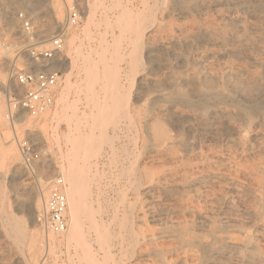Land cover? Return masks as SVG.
<instances>
[{
  "label": "rangeland",
  "instance_id": "rangeland-1",
  "mask_svg": "<svg viewBox=\"0 0 264 264\" xmlns=\"http://www.w3.org/2000/svg\"><path fill=\"white\" fill-rule=\"evenodd\" d=\"M63 1L0 0V207L6 206L0 208V264H25L31 231L40 237L38 264L45 254L52 264H264V0H71L52 28V7ZM74 7L81 24L66 32L64 58L52 66L64 73L55 106L11 122L7 95L19 90L13 65L23 66L30 45L45 48ZM125 7L149 26L143 50L134 44L136 35L123 29L130 21L123 16ZM20 14L37 29L32 40L22 32ZM135 48L145 65L131 88L135 70L128 54ZM104 62L119 72L117 96L131 88L128 101L120 98L122 105L114 95L111 99L115 91L105 80ZM94 66L96 81L90 74ZM62 91L67 101L59 98ZM211 91L220 98L205 110L188 102ZM108 107L117 125L97 127L95 115ZM151 119L165 124V136L153 133ZM92 132L96 139L102 132L110 139L89 182L93 218L103 222L106 239L98 240L97 228L84 215V245L70 244L62 234L48 248L44 239L52 233L38 220L48 193L43 197L40 187L69 169L72 139ZM23 139L40 153L32 166L23 163ZM3 212L24 224V241L6 232Z\"/></svg>",
  "mask_w": 264,
  "mask_h": 264
},
{
  "label": "bare ground",
  "instance_id": "bare-ground-1",
  "mask_svg": "<svg viewBox=\"0 0 264 264\" xmlns=\"http://www.w3.org/2000/svg\"><path fill=\"white\" fill-rule=\"evenodd\" d=\"M69 1H71V0H64L61 4H56V5H54V7H52V14H53V17H54V24H52V28H54L55 26H57V25H59V21L61 20V18L63 17V14H64V12H65V6L66 7H69ZM167 1V0H166ZM218 1V0H217ZM254 1H256L257 2V0H254ZM255 3V2H254ZM264 3V2H263ZM89 4V3H88ZM250 4V3H249ZM259 4V3H258ZM95 5V4H94ZM90 6V5H89ZM92 6V5H91ZM114 6V5H113ZM118 7V6H117ZM121 7V6H120ZM250 7V6H249ZM97 8V7H96ZM102 8V7H101ZM113 8H115V7H113ZM123 8V7H122ZM126 8V7H125ZM124 8V9H125ZM258 8V7H257ZM88 9H90V8H88ZM92 9V8H91ZM105 9V8H104ZM143 11V10H142ZM142 11H141V13H142ZM147 12V11H146ZM86 13V12H85ZM140 13V12H139ZM140 13V14H141ZM158 13V11L157 12H155V14L153 13V15H155L154 17H157L156 16V14ZM165 13V12H164ZM91 14H92V11H91ZM123 14V13H122ZM152 14V13H151ZM87 15V18H89V13L88 14H86ZM133 15H135V14H133ZM131 13H129L128 12V10H127V8H126V10H125V12H124V17L126 16V17H128L129 18V23H127V26L126 27H123V29H125L126 31H130V32H133L135 35H136V37H135V40H134V44L136 45V48L137 49H139V50H143V48H144V45H145V40H146V33L149 31V26H148V28H146L144 25H145V20H144V17L143 16H137V15H135V16H133ZM143 15V14H142ZM147 15V14H146ZM152 15V16H153ZM68 17V16H67ZM125 17V18H126ZM147 17V16H146ZM150 18V17H149ZM149 18H148V20H149ZM153 18V17H152ZM90 19H91V17H90ZM124 20V19H123ZM155 20V19H154ZM153 20V21H154ZM121 21H122V18H121ZM125 21H126V19H125ZM147 21V20H146ZM152 21V22H153ZM117 23V22H116ZM124 23V22H123ZM64 23H62V25H63ZM89 24V23H88ZM106 24V23H105ZM117 24H119V23H117ZM121 25H122V23H121ZM125 25V24H124ZM88 26V25H87ZM50 27V26H49ZM88 29V28H87ZM89 30V29H88ZM124 30V31H125ZM44 30H42V32H43ZM105 32V31H104ZM91 33V32H90ZM91 35V34H90ZM108 36V35H107ZM113 36V35H112ZM47 37V35H44L43 36V38H46ZM74 39H75V35H72L71 36V38H70V43H73V41H74ZM240 40V39H239ZM114 43V42H113ZM119 44V42L117 41V45ZM204 45V44H203ZM206 45V44H205ZM80 47V46H79ZM133 48H134V46H133ZM136 48H135V51L133 52V53H131V54H128L129 56H130V58H131V64H132V70H135V71H133L134 72V77H133V80L131 81V88H133V86H134V84H136L135 83V79H136V77L138 76L137 74L139 73V71H138V68L140 67V65L142 66V65H145L144 64V59H143V56H142V52H140V51H136ZM91 50V49H90ZM92 51H94V50H92ZM97 52V51H96ZM111 52V51H110ZM140 52V53H139ZM116 54V53H115ZM205 54V53H204ZM203 55V54H202ZM90 56V55H89ZM120 56V55H119ZM216 57V56H215ZM69 59V58H68ZM68 59H66V64L67 63H69V61H67ZM117 59V58H116ZM119 59V58H118ZM220 59V58H219ZM105 60V59H104ZM107 60H108V58H107ZM111 60V59H110ZM218 60V59H217ZM88 61V60H87ZM90 61V60H89ZM106 61V60H105ZM210 61V60H209ZM73 62V61H72ZM97 62V61H96ZM103 62V61H102ZM107 62H109V61H107ZM105 63L104 64V77H105V80H107L108 82H109V84H111V86H112V89H114L113 91H115V93H111V97L114 95L115 96V98H118L119 100H120V102H118V103H120L121 105L123 104V103H121V99H126L127 98V101L129 100V98H130V92H131V88H130V90H128L126 93H123L125 96H123L124 98H122L121 97V94H119L118 96H117V94L119 93V91H117V90H115L118 86H119V82H120V76H119V72H118V70H117V68L115 67V65H111V64H109V63H111V62H109V63ZM114 62V61H113ZM64 63V64H65ZM57 64V63H56ZM55 64V66H57L58 67V65H56ZM90 64V63H89ZM103 64V63H102ZM114 64H115V62H114ZM117 64V63H116ZM69 65H71V62L69 63ZM72 66V65H71ZM76 66V65H75ZM91 66H92V64H91ZM71 68V67H70ZM92 68V67H91ZM97 68H96V66H94V68L91 70V72L92 73H90L91 75H93V78L92 79H95V81H96V79L98 78V75H97V70H96ZM139 69H141V68H139ZM235 69V68H234ZM90 70V69H89ZM69 71V70H68ZM71 71H72V69H71ZM70 71V72H71ZM90 72V71H89ZM89 72H88V74H89ZM234 72V71H233ZM99 73V72H98ZM68 74H69V72H68ZM67 74V75H68ZM71 74V73H70ZM70 74H69V76H70ZM140 75V74H139ZM206 76H208L207 74H206ZM205 76V77H206ZM139 77V76H138ZM13 78V77H12ZM68 79H70V78H68ZM92 79H91V76H90V78H89V80H91L92 81ZM219 78H217V80H218ZM137 80V79H136ZM15 81V80H14ZM94 81V82H95ZM227 81V80H226ZM67 83L68 82H70V81H66ZM15 83H16V81H15ZM71 83V82H70ZM219 83V82H218ZM228 83V82H227ZM201 84V83H200ZM202 85V84H201ZM66 86V85H65ZM95 86V85H94ZM110 86V85H109ZM229 86V85H228ZM14 87L16 88V89H20V86L16 83L15 85H14ZM71 88V87H70ZM254 88V87H253ZM94 89V88H93ZM249 89V88H248ZM64 90H66V89H64ZM111 90V89H110ZM120 90H121V88H120ZM220 90V89H219ZM204 91H206V90H204ZM222 91V90H221ZM68 92V91H67ZM121 92V91H120ZM209 92V91H208ZM203 93V92H202ZM201 93V94H202ZM65 94H66V96H67V93H65L64 91H62V93H61V96L59 97L61 100L62 99H64V96H65ZM68 94H70V93H68ZM95 94V93H94ZM122 94V95H123ZM132 95V94H131ZM181 95V94H180ZM209 96L207 97V96H205V97H200V98H198L197 100H189L188 102H190V103H194V105H195V103L197 104H199V106H200V108L202 109V110H205L207 107H208V105H209V102L210 101H212L213 100V103H214V101H216V100H218L220 97L218 96V94L217 93H213L212 91H211V93L210 94H208ZM219 95H221V93L219 94ZM224 96V95H223ZM129 97V98H128ZM225 97L227 98V96L225 95L224 96V99H223V97L221 98V99H223V103H226L225 101L227 100V99H225ZM93 98H94V96H93ZM114 97H112L111 99H113ZM121 98V99H120ZM179 98H181V97H179ZM217 98V99H216ZM262 98V97H261ZM66 99H67V97H66ZM66 99H64V100H66ZM95 99V98H94ZM158 99L160 100V98L158 97ZM170 99H171V97H170ZM176 99V98H175ZM174 99V100H175ZM178 99V98H177ZM176 99V100H177ZM215 99V100H214ZM232 99V98H231ZM238 99V98H237ZM259 99V98H258ZM63 100V101H64ZM98 100V99H97ZM117 100V99H116ZM165 100V99H164ZM169 100V99H168ZM225 100V101H224ZM233 100V99H232ZM231 100V101H232ZM67 101V100H66ZM124 101V100H123ZM122 101V102H123ZM153 101V100H152ZM156 101V100H155ZM158 101V100H157ZM162 101V100H161ZM166 101V100H165ZM172 101V100H171ZM219 101V100H218ZM228 101V100H227ZM234 101H235V99H234ZM167 102V101H166ZM182 104H183V102H182V100L180 101ZM221 102V101H220ZM233 102V101H232ZM239 102V101H238ZM241 102V101H240ZM239 102V103H240ZM255 102V101H254ZM65 103V102H64ZM63 103V104H64ZM150 103V102H149ZM157 103H160V101L159 102H157ZM190 103H189V105H190ZM239 103H237L238 105H237V107H238V109H240V107H239ZM255 103H257V102H255ZM261 103H262V101H261ZM96 104V103H95ZM110 104V103H109ZM129 104V103H128ZM180 104V103H179ZM191 104V105H192ZM197 104V105H198ZM229 105L228 106H230V103H228ZM236 104V103H235ZM242 104V103H241ZM130 105V104H129ZM190 105V107H192ZM216 105V104H215ZM215 105H213V107L215 106ZM226 105H227V103H226ZM232 105H234V103L232 104ZM244 105H245V103H244ZM257 105V104H256ZM96 106H97V104H96ZM95 106V107H96ZM100 106H102L103 107V105H101L100 104ZM120 106V105H119ZM155 106V105H154ZM183 106H184V104H183ZM185 106H187V104L185 105ZM241 106V105H240ZM250 105H248V107H249ZM255 106V105H254ZM259 106H260V104H259ZM111 107V106H110ZM110 107H108V109L106 108V111H105V114L104 115H99V116H97L96 117V115H95V120H96V124H97V127L99 126L100 128L102 127H106L107 125H109V124H114L115 125V123H116V118H114L113 116H111V113H112V109H113V106H112V109H110ZM118 107V104H117V106H116V109H118L117 108ZM194 107V106H193ZM198 107V106H197ZM236 107V106H235ZM242 107V106H241ZM101 108V107H100ZM130 108V107H129ZM128 108V109H129ZM245 108V107H244ZM252 108V107H251ZM253 108H255V109H257L256 107H253ZM252 108V109H253ZM4 109V105L2 104V106H1V108H0V110L2 111ZM96 109V108H95ZM98 109V108H97ZM116 109H114L115 111H116ZM216 109V108H215ZM246 109V108H245ZM262 109V108H261ZM260 109V110H261ZM119 110V109H118ZM131 110V109H130ZM151 110H153L152 108H151ZM201 110V111H202ZM264 110V109H263ZM58 111V110H57ZM200 111V112H201ZM243 111V110H242ZM247 111H248V109H247ZM48 112V111H47ZM46 112V113H47ZM56 112V111H55ZM121 112V111H120ZM149 112H151L150 110H149ZM209 112V111H208ZM254 112H255V110H254ZM257 112V111H256ZM260 112V111H259ZM259 112H258V114H259ZM99 113V112H98ZM123 113V112H122ZM126 114L128 113L129 114V111L128 112H125ZM153 113V112H152ZM248 113L249 114H252V110L251 111H248ZM264 113V112H263ZM2 114V113H1ZM4 114H5V112H4ZM45 114V113H44ZM77 114V113H76ZM84 114V113H83ZM96 114V113H95ZM114 114V113H113ZM127 114V115H128ZM201 114H202V112H201ZM43 115V114H42ZM54 115V114H53ZM115 115V114H114ZM117 115V114H116ZM148 115H150V113L148 114ZM152 115V114H151ZM27 115H25V114H23V117H21L20 119L21 120H23V118L24 117H26ZM41 116V115H40ZM131 116V115H130ZM129 115H128V117H130ZM147 116V115H146ZM145 116V117H146ZM154 116V115H153ZM202 116V115H201ZM257 116V115H256ZM5 117H6V115H5ZM116 117H118V115L116 116ZM148 117V116H147ZM248 117V116H247ZM246 117V118H247ZM81 118V117H80ZM153 118V117H152ZM255 118V117H254ZM88 119V118H87ZM137 119V118H136ZM144 119V118H143ZM248 119V118H247ZM127 120V119H126ZM132 120H133V118H132ZM131 120V121H132ZM142 121V120H141ZM117 122H118V120H117ZM96 124H95V126H96ZM141 124V123H140ZM116 125H117V123H116ZM132 125V124H131ZM141 126H142V124H141ZM150 126L152 127V131H153V133L156 135V136H165L166 134H167V127L165 126V124L161 121V120H159V119H151L150 120ZM5 127V126H4ZM94 127V126H93ZM134 127V126H133ZM99 128V129H100ZM148 128V127H147ZM4 129H2V130H0V131H3ZM148 130V129H147ZM107 132V131H106ZM144 132H146V131H144ZM147 133V132H146ZM150 133V132H149ZM102 134V138L101 139H96L95 138V135L93 134V132L92 133H88V134H86V136H83V137H79L78 138V136H81V135H78L77 137H76V139H72V143L74 144V148H73V150H72V154H70V158H72V160H71V162H70V166H69V169L68 170H62V171H64L63 173V176H65L64 178H66V182H67V189H66V194H67V197H68V202H69V216H70V226H69V229H68V231L66 232V233H64L65 234V236H64V239H66L70 244L71 243H73V242H79L80 244L82 243H85V242H87V237L84 235V233H83V226H82V224L84 223V221H83V219H82V217H84V215H86L87 217H88V219H89V221L91 222V224L92 225H94L96 228H97V230H98V232H99V234H98V240H100V242L102 241V240H104V239H106L105 238V236H106V233H107V229L105 228V226L103 225V222L101 221V219L100 220H97V219H94L93 218V214H92V212H93V201H91V199H92V188H91V185L89 184V182H90V180H91V178H92V176H97V174H98V172L96 171V173H93L94 171L92 170V167L93 166H95L96 165V167H98L99 166V163H98V160H99V158L102 156V154H103V152H102V150H104V148H103V144L105 143V142H107L108 140L110 141V139L108 138V136H107V134L106 133H101ZM84 135V134H83ZM145 135V134H144ZM153 135V134H152ZM148 136V135H147ZM151 136V135H150ZM154 136V135H153ZM152 136V137H153ZM110 137V136H109ZM155 137V136H154ZM111 138V137H110ZM150 138V137H149ZM138 139H139V137H138ZM151 140H153L152 138H151ZM139 141V140H138ZM154 141V140H153ZM108 143V142H107ZM149 146V145H148ZM152 146H153V143H152ZM152 146H151V148H152ZM150 148V149H151ZM10 150H12V152H13V147L10 149ZM147 150V149H146ZM2 151H3V149H2ZM9 152V151H8ZM1 153V152H0ZM71 153V152H70ZM141 152H139V154H140ZM1 155V154H0ZM2 155H3V153H2ZM141 155V154H140ZM4 161V160H3ZM0 163H1V161H0ZM135 166V165H134ZM138 166V165H137ZM98 169V168H97ZM133 171V170H132ZM133 173V172H132ZM7 175V174H6ZM143 175V174H142ZM137 176V175H136ZM138 178V177H137ZM141 178V177H140ZM154 182V181H153ZM1 184V183H0ZM140 184V183H139ZM141 185H142V183H141ZM40 186V185H39ZM38 186V187H39ZM141 187V186H140ZM139 187V188H140ZM49 188H50V186L49 185H45L44 187L43 186H41L40 187V192H41V195L43 196V197H45V196H47V193L49 194ZM2 190H4V187L3 186H1L0 185V196L1 195H3L2 194ZM48 190V191H47ZM136 191H137V189H136ZM139 191V190H138ZM2 197V196H1ZM0 197V198H1ZM41 197V196H40ZM140 198H143V197H140ZM93 200V199H92ZM142 201V200H141ZM4 203V202H3ZM2 203V204H3ZM1 204V206L2 207H0L1 209H2V211H4V209H5V207H4V205H2ZM37 204V203H36ZM7 205V204H6ZM39 205V204H38ZM39 207V206H38ZM37 207V208H38ZM229 208V207H228ZM1 209H0V211H1ZM5 211H7V210H5ZM38 211V210H37ZM8 213H10V212H8ZM15 215V214H14ZM135 215V214H134ZM134 215H132V216H134ZM2 216L4 217H7L8 218V221H7V224H8V226H9V229L6 227V232L8 231L9 233L8 234H11L10 233V231L15 235L13 238L17 241V242H21V241H24L25 239H24V237H25V235L27 234V233H25V232H27V229L26 228H23L22 226L24 225L23 223H19L18 222V220H16V219H12L11 220V216L9 217L8 215H6L4 212H3V214H2ZM128 216L129 215H127V214H125L124 215V217L121 219V221H122V223H123V225L124 224H128ZM131 216V215H130ZM10 218V219H9ZM133 218V217H132ZM131 219V218H130ZM120 220V219H119ZM132 220V219H131ZM20 221V220H19ZM23 221V220H22ZM3 223H4V221H2ZM130 222V221H129ZM134 222V221H133ZM100 223H102V225H100ZM132 223V222H131ZM135 223V222H134ZM5 225H6V223H5ZM27 226H28V224H27ZM127 226V225H126ZM135 226V225H134ZM134 226H133V228H134ZM1 227V226H0ZM3 230V229H2ZM47 231V230H46ZM134 231V230H133ZM50 231H48V233H49ZM50 233H52V232H50ZM7 234V233H6ZM7 234V235H8ZM12 234V235H13ZM29 234V237H30V243H29V246H30V251H28V252H25L24 254L25 255H27V257H26V260H25V264H38V263H36L37 262V260H36V251H38V250H40L41 248H38V246H37V243L39 242V239H40V237L38 236V235H35L34 234V231H31V232H29L28 233ZM39 234V233H38ZM130 234H131V232H130ZM135 235V234H134ZM58 235H55L54 233H52V237H51V235H47V237L44 239L45 240V243H46V245H47V247L48 248H51V246L52 245H54V244H56L58 241H60L59 239H58V237H57ZM107 236H109V235H107ZM255 236V235H254ZM45 237V236H44ZM137 237V236H136ZM135 237V238H136ZM243 237V236H242ZM10 238H11V236H10ZM108 238V237H107ZM133 238V237H132ZM13 239V240H14ZM137 239V238H136ZM146 239V238H145ZM131 240V239H130ZM133 240V239H132ZM142 240V239H141ZM197 240V239H196ZM138 241H139V239H138ZM145 241V240H144ZM143 241V242H144ZM210 242V241H209ZM221 242V241H220ZM132 243V242H131ZM137 243V242H136ZM145 243V242H144ZM206 243H208V242H206ZM211 243V242H210ZM209 243V244H210ZM21 244V243H20ZM69 244V245H70ZM199 244V243H198ZM226 244V243H225ZM84 245V244H83ZM22 246V248H23V246H25V245H21ZM27 247V246H26ZM85 247V246H84ZM86 247H88V249L91 251L92 249V247H91V244H86ZM85 247V248H86ZM201 249V248H200ZM88 250V251H89ZM89 251V252H90ZM201 251H204V249H202ZM87 252V251H86ZM88 252V253H89ZM87 254V253H86ZM89 254H91V252L89 253ZM202 254V253H201ZM206 253L204 252V255H205ZM24 255V256H25ZM92 255V254H91ZM94 255V254H93ZM206 256V255H205ZM38 257V256H37ZM200 258V257H199ZM25 259V258H24ZM97 259V258H96ZM205 261V260H204ZM202 264H203V262H202Z\"/></svg>",
  "mask_w": 264,
  "mask_h": 264
},
{
  "label": "built area",
  "instance_id": "built-area-1",
  "mask_svg": "<svg viewBox=\"0 0 264 264\" xmlns=\"http://www.w3.org/2000/svg\"><path fill=\"white\" fill-rule=\"evenodd\" d=\"M81 19L79 9L72 8L61 31L48 42L45 48L30 45L23 66L13 65L12 77L20 89L18 92H10L7 95V118L11 122L20 121L23 114L39 117L55 106L59 87L64 82V73L61 69H55L52 66L54 62L64 58L66 32L79 26ZM19 20L22 32L32 40L37 31L32 20L23 14H20ZM19 149L26 167L32 166L40 159V153L37 152L35 144L28 139L19 142ZM67 185L62 175L52 181L44 208L38 217L40 224L47 231L57 235L66 233L70 226ZM40 264H52L48 254L41 258Z\"/></svg>",
  "mask_w": 264,
  "mask_h": 264
}]
</instances>
